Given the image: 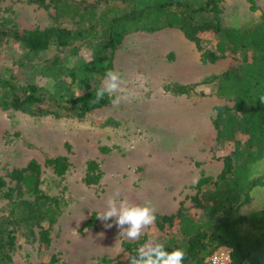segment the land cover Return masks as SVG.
<instances>
[{
	"label": "rangeland",
	"instance_id": "rangeland-1",
	"mask_svg": "<svg viewBox=\"0 0 264 264\" xmlns=\"http://www.w3.org/2000/svg\"><path fill=\"white\" fill-rule=\"evenodd\" d=\"M194 1L199 4L203 0ZM255 3L258 9L252 11L248 0H225L221 3L223 26L250 19L261 21L264 0ZM55 13L54 8L45 9L29 0H2L0 5L4 27L21 33L60 23L53 19ZM63 25L76 26L72 18H64ZM218 39L204 35V48L215 50ZM77 44L66 49L53 46L35 54L12 34L0 44V66L11 67L16 75L23 74L58 93L60 85L62 91L68 88L69 70L79 56L89 57L94 50L86 45L77 50ZM201 53L177 28L131 32L113 59V69L121 73L123 87L130 93L119 106L109 103L81 114L77 105L59 106L53 100L34 107L36 113L0 105V176L7 182L0 195V250L5 264H128L131 253L125 251L122 242L135 240L119 237L115 226L111 236L103 240L111 229H105L99 220L97 228L81 231L94 211L104 210L106 200L116 190L121 193L119 199L134 204L151 201L155 214H174L183 201L191 216L201 218L203 208L192 200L198 193L197 180L202 175L216 179L223 158L234 148V141L217 140L214 125L217 107H233L234 102L215 94L217 81L206 84L201 79L236 68L252 54L228 49L224 57L211 63L203 62ZM187 59L197 62L201 81L189 95L178 94L173 85L182 79L176 72ZM41 108L53 111L43 113ZM237 138L244 141L246 134L238 133ZM59 155L68 156L71 162L63 176L46 164L47 158ZM90 159L97 160L104 172L96 185L84 182ZM31 160L42 167L38 186L41 199L11 176L12 171L25 169ZM258 174H264V164L259 166ZM211 187L209 184L203 190ZM8 191L10 195H6ZM252 195V202L242 208V214L264 209V186L255 187ZM27 206L36 210V216L49 207L57 208V213L53 220H38L26 216ZM42 227L49 228L50 246L41 240ZM178 233L177 222L163 231L154 222L142 235L147 241L164 243L168 236ZM53 256L57 261H51Z\"/></svg>",
	"mask_w": 264,
	"mask_h": 264
},
{
	"label": "trees",
	"instance_id": "trees-1",
	"mask_svg": "<svg viewBox=\"0 0 264 264\" xmlns=\"http://www.w3.org/2000/svg\"><path fill=\"white\" fill-rule=\"evenodd\" d=\"M29 1L45 9L54 8L56 13L52 17L60 23L26 29L21 33L4 27L0 16V44L13 34L28 52L35 54L53 46L66 49L74 43H78L74 46L77 50L83 45L93 46L94 50L89 57L79 56L69 70L71 82L68 88L62 91L60 85L58 93L23 74L16 75L11 67L0 66V105L3 108L36 113L34 107L53 100L59 106L66 103L77 105L81 114H85L94 107L108 105L111 97L107 94L99 104L90 101L100 86L99 77L106 69H113L115 52L131 32L177 28L196 44L202 52L203 62H216L226 55L228 49L233 53L239 50L252 53L238 67L202 81L206 84L217 81L215 94L234 102L233 107L218 106L214 120L217 140L234 141V148L223 158V168L216 179L202 175L196 183L198 193L192 200L203 208V215L194 218L181 201L174 214L156 213L155 225L163 231L167 225L177 222L178 235L168 236L164 244L168 251H185L183 264H209L208 258L222 246L231 248V264H264V209L241 213L242 208L252 202L254 188L264 186V174H258L259 166L264 164V101H261L264 98V18L261 21L243 20L237 25L224 27L221 3L225 0H203L199 4L194 0ZM248 2L252 11L258 9L255 0ZM64 18L74 19L75 28L64 26ZM206 34L219 37L215 50L204 48L202 42ZM197 85L199 83H176L173 86L176 93L189 95ZM40 111L49 113L53 110L41 108ZM241 132L246 134L244 141L237 138ZM46 164L58 176L65 175L71 166L69 157L64 155L49 157ZM41 173L40 163L31 160L25 169L12 171L11 176L28 190L35 191L37 198L41 199L38 188ZM103 175L97 160L87 161L86 185L99 184ZM6 184L4 177L0 176V195ZM209 184L212 187L203 190ZM6 195H10V191ZM27 209L26 216H36V210L30 206ZM56 213L57 208L49 207L36 217L38 220L52 217L53 220ZM96 215L94 211L81 231L97 227ZM40 237L46 246H50L49 228L42 227ZM14 239L10 237L12 246ZM146 241L147 236L142 235L139 240H124L122 245L125 251L134 255ZM5 260L0 250V264H5ZM51 261L55 262L57 258L53 256Z\"/></svg>",
	"mask_w": 264,
	"mask_h": 264
},
{
	"label": "clouds",
	"instance_id": "clouds-1",
	"mask_svg": "<svg viewBox=\"0 0 264 264\" xmlns=\"http://www.w3.org/2000/svg\"><path fill=\"white\" fill-rule=\"evenodd\" d=\"M123 85L124 80L118 70L106 69L100 86L96 88L95 97L90 102L99 104L107 94L111 97V105L119 106L130 96ZM120 195L119 190L114 191L106 200L104 210L97 213L96 219L103 222L105 229L115 226L119 230V237L139 240L143 231L154 224L156 210L151 201H146L143 205L134 204L127 199H119ZM185 255L183 249L168 251L164 243L151 239L138 247L134 255L128 256V264H183Z\"/></svg>",
	"mask_w": 264,
	"mask_h": 264
},
{
	"label": "crops",
	"instance_id": "crops-1",
	"mask_svg": "<svg viewBox=\"0 0 264 264\" xmlns=\"http://www.w3.org/2000/svg\"><path fill=\"white\" fill-rule=\"evenodd\" d=\"M218 60H220V59H218ZM217 60V61H218ZM193 61V62H192ZM199 67L197 66V62H195L194 60H189V59H187L186 60V62H185V64L182 66V67H180L179 69H178V71L176 72V73H179V75H180V77H181V79H182V81L180 82L181 84H193V83H200V81L201 80H204L205 78H207V77H209V75H211V74H208V75H206L205 77H203L201 80H200V78H198L199 77ZM177 75V74H176ZM179 81V80H178ZM211 92V91H210ZM193 116H191L190 117V119L192 118ZM191 120H193V119H191ZM196 122V121H195ZM190 146L191 147H193V145L192 144H190ZM171 186H173V184L171 185ZM97 228V227H96ZM114 228V227H113ZM113 228H111V230L110 231H107L106 232V234H108V237L107 236H105V237H103V240H105L106 238H109L110 236H111V232H112V229ZM90 229H92V228H90ZM93 229H95V227H93ZM101 239H102V236H100V238H99V240L101 241ZM102 240V241H103ZM85 246V245H84Z\"/></svg>",
	"mask_w": 264,
	"mask_h": 264
},
{
	"label": "built area",
	"instance_id": "built-area-1",
	"mask_svg": "<svg viewBox=\"0 0 264 264\" xmlns=\"http://www.w3.org/2000/svg\"><path fill=\"white\" fill-rule=\"evenodd\" d=\"M209 264H231V248L222 246L216 249L208 258Z\"/></svg>",
	"mask_w": 264,
	"mask_h": 264
}]
</instances>
